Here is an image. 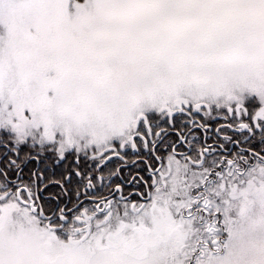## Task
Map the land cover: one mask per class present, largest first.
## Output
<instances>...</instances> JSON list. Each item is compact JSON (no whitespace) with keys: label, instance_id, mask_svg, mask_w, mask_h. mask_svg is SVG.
<instances>
[{"label":"snow or ice","instance_id":"obj_1","mask_svg":"<svg viewBox=\"0 0 264 264\" xmlns=\"http://www.w3.org/2000/svg\"><path fill=\"white\" fill-rule=\"evenodd\" d=\"M0 264H264V0H0Z\"/></svg>","mask_w":264,"mask_h":264}]
</instances>
